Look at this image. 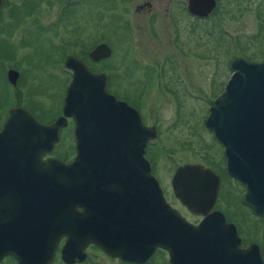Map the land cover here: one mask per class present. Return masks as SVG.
<instances>
[{
	"label": "water",
	"instance_id": "obj_1",
	"mask_svg": "<svg viewBox=\"0 0 264 264\" xmlns=\"http://www.w3.org/2000/svg\"><path fill=\"white\" fill-rule=\"evenodd\" d=\"M214 6V0H188V10L199 18ZM109 55L99 44L87 58L96 63ZM64 67L71 80L52 125L39 124L20 107L11 108L2 125L7 161H0V258L51 264L63 240V264L81 263L89 245L109 258L139 264L155 249L167 253L168 264H262L258 247L240 248L234 225L212 210L220 185L212 170L184 164L171 177L174 198L201 217L192 225L166 201L144 158L156 129L106 91L105 74L74 56H67ZM230 69L204 127L222 148L225 174L244 186L243 203L262 218L264 239V61L235 58ZM16 77L7 71L12 85ZM66 117L73 123L72 161H40Z\"/></svg>",
	"mask_w": 264,
	"mask_h": 264
},
{
	"label": "rangeland",
	"instance_id": "obj_2",
	"mask_svg": "<svg viewBox=\"0 0 264 264\" xmlns=\"http://www.w3.org/2000/svg\"><path fill=\"white\" fill-rule=\"evenodd\" d=\"M32 2L36 3V0H5L3 8L5 31L0 32V50L4 54L12 50L8 55L14 59L8 63L20 64L22 61L27 65L24 81L33 93L32 97H28L27 89L19 87L18 96H14L6 88L7 107L16 105L17 101L20 104L35 103L40 110H44V118H53L59 111L63 97L62 82L68 74L63 66L65 58H87L90 49L105 44L112 49L109 57L96 63L90 62L87 67L94 73L105 74L106 90L125 98L126 103L139 110L143 122L156 129L157 136L147 146L146 155L152 165V175L158 180L166 201L190 224L198 221V216L188 213L174 198L170 180L175 169L184 164L210 168L222 180L218 205L227 221L237 227L243 246L259 242L256 220L249 209L240 204L241 200L239 202L243 195L242 187L225 176L221 147L205 129L204 120L213 97L222 90L232 72L229 62L238 57L251 62L264 59V0H217L214 17L200 20L195 31H190V25L184 20L178 24L176 31L168 28L163 35V50H126L130 35L122 22H107V18L97 22L81 17L85 12L82 8L65 16L64 24L70 25L65 33H37L30 24L32 16L27 17ZM45 3L46 0H42L33 10L34 14L38 11L41 22L56 17L57 6L52 12ZM136 4H126L131 5L128 10L132 17L127 19L135 36L142 33L135 28L142 21L138 16L142 14L132 10ZM10 8H13L11 18L8 16ZM1 23L0 29L3 26ZM140 38L146 40L145 37ZM64 40H69L71 46ZM178 50L184 52L182 59L176 56ZM190 50L197 52L198 56L190 57ZM223 50H229L228 55L223 54ZM176 61L182 64L177 73H181L182 79V75L186 77L184 82L188 84V96L174 83L175 73L168 70L167 64ZM133 62L137 65H166L161 67L162 73L158 67L154 71L128 70ZM19 69L24 70V67ZM138 81L146 83V87L139 92V87L135 85ZM170 89L176 91L177 100L171 97ZM35 112L41 115L39 111ZM67 130L62 147L69 145ZM71 142L73 156L72 134ZM163 256L165 254L156 253L147 264H166ZM8 260L4 264H13ZM83 261L81 264H135L107 259L101 251L92 247L85 251ZM52 264H62L57 251Z\"/></svg>",
	"mask_w": 264,
	"mask_h": 264
},
{
	"label": "flooded vegetation",
	"instance_id": "obj_3",
	"mask_svg": "<svg viewBox=\"0 0 264 264\" xmlns=\"http://www.w3.org/2000/svg\"><path fill=\"white\" fill-rule=\"evenodd\" d=\"M41 1L42 0H36V3L32 2L29 10L27 11L28 12L27 17L32 16V19L30 20V24L33 27V29L37 30V33H44V32H46V33L47 32H55L56 34H59V32L65 33V31L68 30V26H70V25L64 24L65 16H67L69 14V12H71L72 10H77L79 8H82L85 12L83 13V15L81 17L93 19V20H96L97 22H99V20H101L103 18H107V22H109V21L118 22V23L122 22L123 25H125L127 32L130 35V40H129L128 46H127L128 49H126V50H163L164 49L163 35L166 33V30L168 28H172V29H174V31H176L178 24L184 20V22H186L187 24L190 25V27H191L190 31H191V29H192V31H195V28H196V26L200 20H206V19L214 17L215 12H216V7H217V0H214L215 6H214L213 10L209 13V15L205 18H199L197 16L192 15L191 12L188 10V0H46L45 4L48 5L49 9H52V12H53L54 6H57V12L55 14L56 17L51 16L52 19H50V17H49L48 22H41V20L38 17V11L34 14L35 9L38 7V5L41 3ZM134 2H136L137 4L133 5V9H132L133 12L138 13V14H142V15H138V16H140V18H142L141 24L135 27L137 30H140V32H142V33L140 35L136 34V36L134 34V30L133 31L131 30L132 26L130 25V20L127 19L128 17H132L130 10H128L129 6L131 7V5H129V6L126 5L128 3H134ZM5 5H6L5 0H1V3H0V22L2 21L1 24H3V26L0 29V32H2V33H4V31H5V29H4L5 28V20H4V13H3V8ZM12 10H13V8H10V10H9L8 16L10 18L12 16L11 15ZM86 14L88 16H86ZM75 28L76 27H74V31H75ZM140 36L145 37L146 40L145 41L141 40ZM136 38H137V40H136ZM64 42H67L71 46V42L69 40H66V41L64 40ZM108 48H109V50H112L110 47H108ZM92 49H90V50H92ZM10 51H12V50H9L8 52H6V54H4L3 50H0V131L2 129L3 123L5 122V120L8 116V111L13 107H20V108L24 109L39 124H41L43 126L52 125L55 122V120L61 116V110H62V106L64 103L65 90H66V88L69 85L70 80H71L70 70L66 69L64 67L66 70H68L67 71L68 74H67V77H65L63 82H62L63 97L61 99V105H60L59 111L53 118H51V117L48 119L44 118V113H43L44 110L43 111H42V109L40 110L39 107L37 106V104H35V103L31 104V103L27 102V104H20L19 101H17L16 105H12V106L10 105L9 107H7L8 99H7L6 88H8L9 91L13 92L14 96H18L17 93H19V89H18L19 87L27 89L28 97L33 95V93H31L32 90H31L30 86L27 83H25V81H24L27 65H25V63L22 61L20 64L8 63L10 61H13V59H14L13 56L8 55V53ZM191 51L192 50L189 51L190 57H197L198 56L197 52H195V51L191 52ZM228 52H229V50H223V54H225V55H228ZM183 53L184 52H182V50L181 51L178 50L177 51L178 55H176V56H180V57L182 56L183 57ZM182 57H181V59H182ZM243 60L250 62V63H262L264 61V59H262L259 62H251L248 59L247 60L243 59ZM230 62L228 65L229 68H230ZM165 65H166V63L145 64V65L138 64L137 65L135 62H133L132 66H129L128 70L135 71L138 69H140V70L148 69L149 71H154V70H157V67H158V70H160V72H161L163 69V68L161 69V67L165 66ZM167 65H168V70H172L173 73H175V74H173L174 83L175 84L177 83V85L180 86L183 94L188 96V92H187L188 91L187 90L188 84L184 82V79L186 77H185V75H182L183 76V79H182L181 73H177L179 71V67L182 64L180 62L176 61V62H170ZM20 66H23L24 70H20L19 69ZM63 66H64V61H63ZM8 70H12V71L16 72L17 77H16V81H15L14 85H12L7 79V71ZM23 71H24V73H23ZM230 75H229V78H230ZM228 79L225 80V82L222 86V90H223V87H224V85ZM135 85L139 87V88H137L138 92L141 89H144L146 87V83L142 84L140 81L135 83ZM28 86L30 88V93H29ZM222 90L217 95H215L213 97V99L216 96H218L222 92ZM138 92H137V94H138ZM168 92H170V95L174 100H177V95L175 94L176 91L174 89H170ZM108 93H109V91H108ZM110 94L112 96H114V98L116 100L123 101L126 103L125 98H119L116 94H113V93H110ZM137 94H136V97L139 98V96ZM30 101H32V100H30ZM126 104L128 106L134 108L138 112L142 124L144 126L149 127L148 125H146L143 122V119L141 117L139 110L136 109L135 107L131 106L128 103H126ZM35 111H39V113L41 115L40 116H39V114L36 115L37 113ZM64 120H65L64 126L58 129V140H57V142L52 145V147L49 151L44 152L40 156V161L44 162L47 159H57L64 164H69L71 162V160L74 156V153H73V156H71V148H72L71 134L73 137V123H72L71 118H69V117L64 118ZM66 128H68L67 132H68V138H69V140H68L69 145H64L62 147L63 140L65 139L64 136L66 133L64 134V132H65ZM150 141H147L145 143L144 158L148 162L149 168H150V173L152 174V165H151L149 158L146 155V148L149 145ZM3 147L6 148V145L3 146V144H2V146H0V148H1V150H0V161H2V160L7 161L6 160L7 152L2 151ZM220 149H221V153H222V148H220ZM73 152H74V141H73ZM222 156H223V154H222ZM223 160H224V158H223ZM224 164H225V162L223 161V172L225 173ZM1 172L2 171L0 169V177H1ZM213 172H214V174H216L215 171H213ZM217 176L219 177V175H217ZM227 178L230 179L231 181H234L235 183L241 185L240 183L233 180L232 178H230L228 176H227ZM219 180H220V185H219L217 198H216L217 204L215 201L212 210L220 212L223 215L225 221L228 223H231V222L227 221L226 215L223 213V211L221 210V208L218 205V198L220 197V191H221L220 188H221V184H222V180L220 177H219ZM241 187H242L243 194H244V186L241 185ZM162 192H163V190H162ZM242 197H243V195H242ZM240 200H241V202H240ZM239 202H240V204L243 205V207H245V209H249L250 214L255 218L256 223H257L258 236H259V242L248 243L245 246H243V242H242L243 240L240 237L239 238L240 239V248L244 249L250 244H255L258 247V251L260 254V258L262 260V264H264L263 220L261 217L255 216L252 213L251 209L243 203L242 198L241 199L239 198ZM197 218H198L197 219L198 221L201 219V217H199V216ZM198 221L191 223V224L196 225L198 223ZM233 225H234V227H236L235 224H233ZM235 229L237 232V227ZM237 236L239 237L238 233H237ZM62 242H63V240H61L59 242L58 246L59 245L61 246ZM60 246H59V248H60ZM90 247L93 248V246L89 245L85 249V251ZM59 248L57 247V249H56L57 252L59 251ZM94 249H96L97 251H100L96 247ZM156 253L165 254V257L163 256L162 258L164 260H166V264H168L167 253L161 249H155L153 254L149 257V259L146 262L141 263V264H147L149 262V260ZM104 256L110 260H119V259L109 258L106 255H104ZM54 258H55V255H54ZM54 258H53V261H54ZM8 259H10L11 262H13V264H17L16 260L12 256H7V255H4L0 258V264H4V262L9 261ZM53 261H52V263H53ZM124 262H127V261H124ZM130 263H133V262H130ZM79 264H81V263H79ZM135 264H139V263H135Z\"/></svg>",
	"mask_w": 264,
	"mask_h": 264
},
{
	"label": "trees",
	"instance_id": "obj_4",
	"mask_svg": "<svg viewBox=\"0 0 264 264\" xmlns=\"http://www.w3.org/2000/svg\"><path fill=\"white\" fill-rule=\"evenodd\" d=\"M83 62H84V64L86 65V66H88L87 64H89L90 63V61L85 57V58H82L81 59ZM92 63V62H91ZM89 68V67H88ZM90 69V68H89ZM91 70V69H90ZM226 176V175H225Z\"/></svg>",
	"mask_w": 264,
	"mask_h": 264
}]
</instances>
